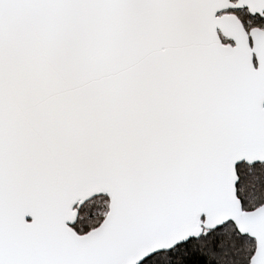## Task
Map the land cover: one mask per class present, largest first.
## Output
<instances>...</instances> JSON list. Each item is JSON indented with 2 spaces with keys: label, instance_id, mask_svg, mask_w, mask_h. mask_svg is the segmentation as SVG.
Returning a JSON list of instances; mask_svg holds the SVG:
<instances>
[{
  "label": "snow or ice",
  "instance_id": "1",
  "mask_svg": "<svg viewBox=\"0 0 264 264\" xmlns=\"http://www.w3.org/2000/svg\"><path fill=\"white\" fill-rule=\"evenodd\" d=\"M0 264H264V0H0Z\"/></svg>",
  "mask_w": 264,
  "mask_h": 264
}]
</instances>
